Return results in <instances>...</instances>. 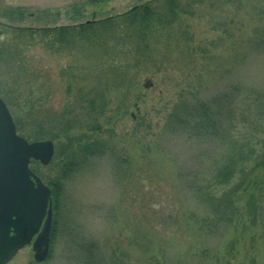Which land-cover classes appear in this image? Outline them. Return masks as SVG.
<instances>
[{
	"label": "rangeland",
	"instance_id": "374dc122",
	"mask_svg": "<svg viewBox=\"0 0 264 264\" xmlns=\"http://www.w3.org/2000/svg\"><path fill=\"white\" fill-rule=\"evenodd\" d=\"M149 1L0 0V24L71 26L113 17ZM191 3L190 11L176 18L169 40L158 39L162 33L156 34L151 47L154 56L135 65L124 80L104 73L69 78L61 72L73 62L67 51L33 62L29 68L33 78L21 72L22 84L33 87V95L41 98L40 107L46 106L50 116L64 112L67 84L73 91L81 85L99 86L106 93L107 106L97 122L90 113L77 114L76 119L87 126L74 134L84 135L83 141L101 142L102 153L75 161V172L61 179L47 260L34 262L28 245L7 264H223L221 256L229 264H249V258L264 264V226L260 223L255 224L253 243L246 245L242 242L248 235L239 236V231L223 239L199 232L211 216L188 183L195 178L202 185L222 150L172 122L180 106L196 101L210 105L233 86L244 95L250 89L264 91V47L257 46L264 35V0ZM16 9L23 11L22 20H9L7 16ZM163 36L167 37L164 31ZM5 40L0 39V53L12 50ZM95 60L87 68H96ZM16 64L21 65L13 59L8 64L0 61V92L8 99L11 95L3 83H7L6 68ZM130 77L134 78L131 86ZM28 91L29 86L21 85L14 94L17 99L13 107L8 106L13 118L24 114ZM30 131L24 132L31 135ZM52 143L51 162L30 165L44 183L60 175L69 152L63 138ZM247 201L244 194L242 204ZM189 213H195L198 221L186 220ZM228 247L231 257L226 256Z\"/></svg>",
	"mask_w": 264,
	"mask_h": 264
},
{
	"label": "trees",
	"instance_id": "16d2710c",
	"mask_svg": "<svg viewBox=\"0 0 264 264\" xmlns=\"http://www.w3.org/2000/svg\"><path fill=\"white\" fill-rule=\"evenodd\" d=\"M182 1L152 0L113 17L71 26L22 28L0 24V39L6 38L4 43L12 44L11 51L0 53V61L8 64V59H13L21 63L10 68L11 71L9 67L6 68L7 83H3L8 88L6 93H10V99L3 92L0 93L5 95L3 101L7 107H13L17 99L14 94L21 85L29 86L22 106L26 110L23 115L13 118L17 134L33 142L45 139L53 141L61 137L70 146L67 147L69 152L63 154L65 161L60 175L45 182L51 189L54 216L56 196L62 187L61 179H67L75 172L78 165L75 161L102 153L101 142L83 141L84 135L74 134L81 126H87L76 119L77 114L90 113L89 117L95 116L93 122H97L104 114L107 97L99 86L81 85L73 91L67 84L64 112L57 117L50 116L46 106L40 107L41 98L33 95V87L22 84L21 72L26 71L28 77L33 78L29 69L33 62L67 51L73 62L63 67L61 72L69 78L79 80L85 74L97 77L104 73L124 80L135 65L154 56L155 50L151 47L156 43V34L159 37L162 33L158 39L169 40V30L176 24V18L190 11L187 9H191V2L198 0H189L190 3L184 6L181 5ZM7 18L22 20L23 11L16 9ZM163 31L167 37L163 36ZM257 46L264 47V35ZM91 59H97L94 61L96 68H87ZM133 81L134 78L130 77V86ZM172 119L176 128L199 140L210 141L215 148L222 150L202 185L197 184L195 178L188 183L196 195L200 194L202 198L199 200L205 204L211 216L207 222L204 221L206 227L199 232L204 233L205 237L223 239L229 232L239 231V236L248 235L243 245L253 243L255 224L264 226V91L250 89L244 95L238 86H233L230 93L216 97L210 105L196 101L180 106L173 112ZM29 130L32 134L26 135L24 131ZM31 170L35 173L34 169ZM257 184L261 186L257 187ZM244 194L248 197L245 205L242 204ZM185 219L197 222L198 216L189 213ZM261 228L264 230V227ZM230 250L228 247L227 257L233 254ZM194 254L198 255L196 251ZM186 255L188 257L189 252ZM221 261L229 264L224 256H221ZM248 261L255 264L254 258ZM158 263L168 264L165 261Z\"/></svg>",
	"mask_w": 264,
	"mask_h": 264
},
{
	"label": "water",
	"instance_id": "95a60500",
	"mask_svg": "<svg viewBox=\"0 0 264 264\" xmlns=\"http://www.w3.org/2000/svg\"><path fill=\"white\" fill-rule=\"evenodd\" d=\"M53 156L51 141L27 142L16 133L13 119L0 99V264L10 262L31 245L32 258L43 263L49 254L52 224L51 191L30 169Z\"/></svg>",
	"mask_w": 264,
	"mask_h": 264
}]
</instances>
